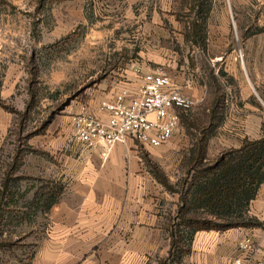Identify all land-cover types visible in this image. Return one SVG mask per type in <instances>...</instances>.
Instances as JSON below:
<instances>
[{
	"label": "rangeland",
	"instance_id": "1",
	"mask_svg": "<svg viewBox=\"0 0 264 264\" xmlns=\"http://www.w3.org/2000/svg\"><path fill=\"white\" fill-rule=\"evenodd\" d=\"M197 2L183 0L187 12L177 15V20L190 24L187 38L194 45L167 49L178 55L177 62L170 63L172 72L193 75L202 85V96L195 102L190 95L195 106L183 116L170 142L159 148H130L143 164L138 188L150 185L158 200L153 220L146 225L151 235L138 234L136 258L122 251L120 264H177L171 260L172 236L181 221L177 192L190 180L192 151L205 139L209 163L228 151V54L237 51L241 61L239 41L262 30L258 25H264V9L242 10L231 0H206L203 9L210 7V13L204 21ZM108 5L103 0H47L43 6L40 0H0V189L9 177L0 217V264H33L35 257L44 255L52 228L50 212L42 213L32 201L41 189L63 186V156L69 144L59 142L66 136L70 140L72 117L122 89L135 90L137 70L144 66L170 73L167 65L142 63L145 51L158 53L163 48L143 47L140 24ZM195 23L205 29L206 47L195 41ZM157 175H163L175 193L162 187ZM124 234L123 246L127 241L133 245ZM108 245L111 241L98 243L92 253L80 256L79 264H115L116 257L102 248Z\"/></svg>",
	"mask_w": 264,
	"mask_h": 264
},
{
	"label": "crops",
	"instance_id": "2",
	"mask_svg": "<svg viewBox=\"0 0 264 264\" xmlns=\"http://www.w3.org/2000/svg\"><path fill=\"white\" fill-rule=\"evenodd\" d=\"M182 1L103 0L114 13L127 15L131 21L140 24L143 47L153 45L163 48L158 53L145 51L141 56L142 63L167 65L175 87L199 102L202 85L191 74L173 73L174 66L170 63L175 64L178 55L167 49L194 45L187 38L190 24L177 20L180 11L187 12L182 7ZM231 3L234 8L242 10L264 9V0H231ZM258 27L262 30L239 41L242 61H239L237 51L228 54V150L240 148L245 140H259L264 136V25ZM246 30L248 27L242 28V31ZM150 71L152 69L144 66V73ZM70 141L71 138L69 140L66 136L59 142L64 147L69 144L63 156L64 180L60 181L63 193L50 211L52 228L48 233V244L43 248L44 255L35 257L33 264H79L82 254L92 253L98 243L105 241H111V245L102 248L108 255L116 257L115 264H120L122 251L134 255L132 259H135L136 239L138 234L145 237L151 235L146 225L153 220L158 200L152 194L150 185L138 188L140 178L137 173L143 164L130 149L135 143L129 140L125 144H116L104 159L103 148L80 151L74 147L79 144ZM248 214L264 224V183L251 202ZM136 223L139 224L137 227ZM123 231L128 237L123 239H129L133 245L130 242L126 244L127 241L123 246ZM247 239L256 245L250 257L238 248L239 242ZM248 257L252 264H264V226L197 232L191 244V253L184 258L183 264H229L232 260H246ZM92 264L96 262L92 261Z\"/></svg>",
	"mask_w": 264,
	"mask_h": 264
},
{
	"label": "trees",
	"instance_id": "3",
	"mask_svg": "<svg viewBox=\"0 0 264 264\" xmlns=\"http://www.w3.org/2000/svg\"><path fill=\"white\" fill-rule=\"evenodd\" d=\"M46 1L40 0V6ZM196 1L200 8L199 17L205 21L210 7L205 11L206 0ZM206 12L204 18L202 15ZM204 31L200 24H193L195 41L206 47ZM207 148L208 140L205 139L200 140L193 149L187 172L190 180H186L182 190L177 192L181 201L178 216L181 221L171 241L174 250L171 260L177 264H183L184 258L191 253V244L197 232H224L264 226L248 214L251 202L256 199L264 183V136L259 140H245L240 148L228 150L213 163L208 162ZM157 178L166 189L175 193L163 175H157ZM8 192L9 177H6L0 189V217ZM62 193L63 187L60 185L48 192L41 189L35 194L32 203L42 213H49L59 202ZM14 195L15 192H12Z\"/></svg>",
	"mask_w": 264,
	"mask_h": 264
},
{
	"label": "built area",
	"instance_id": "4",
	"mask_svg": "<svg viewBox=\"0 0 264 264\" xmlns=\"http://www.w3.org/2000/svg\"><path fill=\"white\" fill-rule=\"evenodd\" d=\"M240 60L242 53L240 51ZM135 90L122 89L94 108L82 107L71 119V141L87 149L103 148V156L116 144L129 140L137 145L159 148L179 132L183 116L195 106L193 98L176 88L164 69L144 73L137 70ZM249 257L256 250L251 239L239 242ZM229 264H252L251 258Z\"/></svg>",
	"mask_w": 264,
	"mask_h": 264
}]
</instances>
